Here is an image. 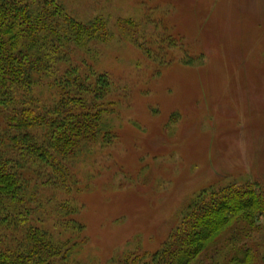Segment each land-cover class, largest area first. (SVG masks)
Instances as JSON below:
<instances>
[{"label":"rangeland","instance_id":"rangeland-1","mask_svg":"<svg viewBox=\"0 0 264 264\" xmlns=\"http://www.w3.org/2000/svg\"><path fill=\"white\" fill-rule=\"evenodd\" d=\"M57 1L108 34L59 69L110 83L99 102L109 136L65 162V187L43 189L53 201L44 221L64 234L56 238L79 235L63 229L58 204L83 226L72 263L149 258L191 201L232 185L264 197V0ZM239 224L204 264H264V213L254 228Z\"/></svg>","mask_w":264,"mask_h":264},{"label":"trees","instance_id":"trees-1","mask_svg":"<svg viewBox=\"0 0 264 264\" xmlns=\"http://www.w3.org/2000/svg\"><path fill=\"white\" fill-rule=\"evenodd\" d=\"M105 28L73 18L57 0H0V264H74L83 226L66 219L76 213L68 203L58 204L63 229L79 235L74 244L56 238L64 234L44 221L53 201L43 189L65 187V162L109 136L99 109L107 77L93 83L72 66L59 73L74 48L103 40ZM43 91L47 102L38 97ZM263 198L246 184L191 201L156 253L133 264H204L232 219L254 228Z\"/></svg>","mask_w":264,"mask_h":264}]
</instances>
